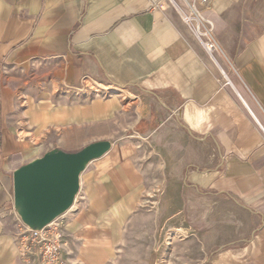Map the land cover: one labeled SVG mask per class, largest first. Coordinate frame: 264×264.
I'll use <instances>...</instances> for the list:
<instances>
[{
    "label": "crops",
    "instance_id": "obj_1",
    "mask_svg": "<svg viewBox=\"0 0 264 264\" xmlns=\"http://www.w3.org/2000/svg\"><path fill=\"white\" fill-rule=\"evenodd\" d=\"M183 2L0 0V264H26L14 171L100 141L110 149L64 216L70 264L114 261L157 170L144 143L166 220L184 199L201 223L210 211L214 245L225 244L208 264H264V0ZM189 9L211 54L184 22Z\"/></svg>",
    "mask_w": 264,
    "mask_h": 264
},
{
    "label": "rangeland",
    "instance_id": "obj_2",
    "mask_svg": "<svg viewBox=\"0 0 264 264\" xmlns=\"http://www.w3.org/2000/svg\"><path fill=\"white\" fill-rule=\"evenodd\" d=\"M177 1L185 5L183 0ZM186 13L183 19H189V23L184 21L187 27L191 28L196 37L199 32L200 39L207 40V28L198 24L197 15L190 9ZM142 147L148 151L145 152L144 161L149 165H145L157 170L147 172L150 186L145 188L140 203L124 222L111 264H208L212 253L225 244L222 242V245H214L218 235H214L215 229L212 231L210 211H204L209 218L204 217V223H201L195 219L194 211L189 208L193 203L189 204L184 199L180 204V209L184 207L181 215L166 220L163 210L165 189L158 157L152 153L148 144L144 143ZM76 202L77 197L74 204ZM178 208V205L173 207L174 210ZM12 216L11 222L16 224L15 214L12 213Z\"/></svg>",
    "mask_w": 264,
    "mask_h": 264
},
{
    "label": "water",
    "instance_id": "obj_3",
    "mask_svg": "<svg viewBox=\"0 0 264 264\" xmlns=\"http://www.w3.org/2000/svg\"><path fill=\"white\" fill-rule=\"evenodd\" d=\"M109 149L107 141L74 153L55 149L16 169L12 176L13 209L21 222L39 230L67 213L78 195L80 175Z\"/></svg>",
    "mask_w": 264,
    "mask_h": 264
},
{
    "label": "built area",
    "instance_id": "obj_4",
    "mask_svg": "<svg viewBox=\"0 0 264 264\" xmlns=\"http://www.w3.org/2000/svg\"><path fill=\"white\" fill-rule=\"evenodd\" d=\"M184 21L189 23L188 18H185ZM197 37L199 39L201 37L199 32ZM202 43L210 54L215 49L212 38L203 40ZM12 213L16 216L18 227L15 244L24 263L70 264L65 255L66 231L64 228V216L66 213L39 230L27 228L21 222L14 209Z\"/></svg>",
    "mask_w": 264,
    "mask_h": 264
},
{
    "label": "bare ground",
    "instance_id": "obj_5",
    "mask_svg": "<svg viewBox=\"0 0 264 264\" xmlns=\"http://www.w3.org/2000/svg\"><path fill=\"white\" fill-rule=\"evenodd\" d=\"M191 12L194 13V14H196V12H195L194 9H191ZM197 22H198L199 25H202L201 19L198 18V16H197ZM205 35H206L208 38H211V35H210L209 31H206Z\"/></svg>",
    "mask_w": 264,
    "mask_h": 264
}]
</instances>
